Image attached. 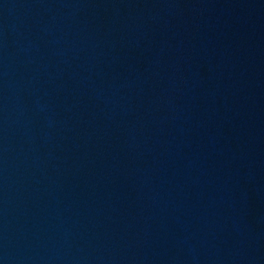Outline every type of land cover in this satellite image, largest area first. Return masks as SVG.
I'll return each mask as SVG.
<instances>
[{
    "label": "water",
    "instance_id": "obj_1",
    "mask_svg": "<svg viewBox=\"0 0 264 264\" xmlns=\"http://www.w3.org/2000/svg\"><path fill=\"white\" fill-rule=\"evenodd\" d=\"M0 264H264V0H0Z\"/></svg>",
    "mask_w": 264,
    "mask_h": 264
}]
</instances>
